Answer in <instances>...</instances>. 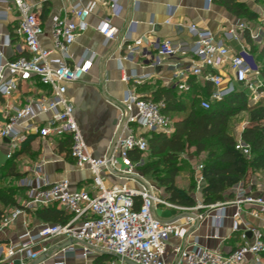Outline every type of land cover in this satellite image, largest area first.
<instances>
[{"label":"built area","instance_id":"obj_1","mask_svg":"<svg viewBox=\"0 0 264 264\" xmlns=\"http://www.w3.org/2000/svg\"><path fill=\"white\" fill-rule=\"evenodd\" d=\"M36 7L35 0H0V21L6 19L9 11L14 13L12 37L21 40L24 47L23 53L11 58L0 51V102L3 101L0 140L7 148L4 156L11 158L30 136L68 139L73 165L78 171L91 174V186L89 190H71L67 178L50 183L42 175L40 164L34 165L29 170L31 175L18 183L25 189V199L19 200L20 207L11 208L0 221V264H80V261L95 264L103 256L110 257L103 264H168L166 253L170 239L183 243L208 218L217 230L227 208L233 209L231 230L238 236L237 246L222 253L198 244L188 247L179 244L172 248L176 257L174 264H264V194L254 178L233 186L231 197L188 208L166 200L162 189L137 171L139 164L131 160L130 153L147 151L148 134H170L173 130L169 117L162 112L163 101L154 102L128 91L119 107L113 144L104 155L92 156L74 119L72 101L66 95L68 85L80 81L91 67L90 61L70 66L66 59L69 47L88 28L92 5L64 9L62 16L53 19L51 50L41 46L43 26ZM108 9L110 13L101 20L97 31L106 39L116 41L118 35L112 26L116 5L110 3ZM136 24L131 21L121 38V48H126L130 55L145 40V37L131 40ZM188 31L193 37L189 60L175 71L171 79L175 88L190 92L192 78L210 83L213 90L209 98L200 100L203 109L238 88L246 91L251 104L263 97L258 90L262 85L259 69H253L249 63V50L240 47L234 51L227 44L236 40L233 30L222 37L194 27ZM1 37L0 24V48ZM126 41L131 42L129 46L124 45ZM154 48L153 67L160 66L164 59L178 56L182 50L169 39L155 42ZM226 68L231 76L222 74ZM36 83L47 88L48 95L29 96L23 104L7 105L22 85ZM235 148L250 157L249 146L241 140ZM201 170V164L195 167L194 192L199 194L205 184ZM54 205L71 215L67 222L30 226L29 212ZM159 207L174 209L181 216L162 220L155 215ZM248 216L257 224L246 219ZM20 217L23 231L14 239L1 240V235ZM40 259L43 260L39 262Z\"/></svg>","mask_w":264,"mask_h":264},{"label":"crops","instance_id":"obj_2","mask_svg":"<svg viewBox=\"0 0 264 264\" xmlns=\"http://www.w3.org/2000/svg\"><path fill=\"white\" fill-rule=\"evenodd\" d=\"M35 2L36 13L43 26L41 46L47 50L53 49L51 33L53 19L62 16L64 9L71 10L74 7L92 5V12L87 19L88 28L78 35L69 47L66 59L70 66L90 61L91 67L80 81L68 85L66 95L72 101L74 119L94 157L107 153L113 144L119 107L128 91H135L142 97H151L158 87H174L171 79L175 71L180 64L189 60V49L193 42L189 28L210 31L218 37L233 30L236 40L228 41L227 44L234 51H238L240 47L248 49L256 45L261 48L264 43V2L261 1L35 0ZM110 3L116 5V13L112 17V26L118 35L116 41L106 39L97 31L101 20L110 13L108 9ZM1 8L6 9V7ZM43 12L44 15L41 17ZM14 19V13L9 11L6 19L0 21L3 45L0 51L7 58L15 57L24 51L22 41L12 37ZM131 21L137 23L131 32V40L145 37L142 46L132 55L127 53L126 48H121L123 43L121 38ZM240 25H243L242 29L239 28ZM245 35L249 37L251 45L247 43ZM163 39L171 40L176 46L180 45L181 53L174 58L164 59L160 66L153 67L154 44ZM130 43L126 41L124 45L129 46ZM221 72L223 75H232L227 68ZM28 90L31 93H28ZM43 95H48V90L37 83L30 86L22 85L20 91L7 101V105L23 104L26 97ZM2 107L3 101L0 102V111ZM2 120L0 113V122ZM240 134L241 132L236 141L240 140ZM66 140L34 137L30 143V152L36 154L37 158L31 161L26 158L29 155L21 156L23 161H31L29 167L21 171L24 177L30 176L29 170L34 165L40 164L42 175L50 183L67 178L71 190H89L91 174L88 171H78L74 167L69 156L70 143ZM0 142V152L1 150L6 152L5 142L1 140ZM259 190L262 192L261 189ZM229 192L225 193L224 198L228 197ZM194 193L192 196L195 206L204 204L202 193ZM23 199L25 193L24 197L20 198V202ZM232 213V208L226 209L225 217L217 230L213 226L212 219L208 218L194 228L183 243L177 239H170L166 253L168 264H174L176 257L172 248L179 244H183L184 247L198 244L222 253L233 250L239 240L237 234L231 230ZM180 214L174 209L163 207L155 211V215L162 220H174L179 218ZM22 219L20 217L15 225L1 236V240L14 239L22 232ZM246 219L257 224V221L249 216ZM28 220L32 227L43 224L32 215H28Z\"/></svg>","mask_w":264,"mask_h":264},{"label":"trees","instance_id":"obj_3","mask_svg":"<svg viewBox=\"0 0 264 264\" xmlns=\"http://www.w3.org/2000/svg\"><path fill=\"white\" fill-rule=\"evenodd\" d=\"M43 15L44 12L41 17ZM245 38L251 45L249 37L245 35ZM248 50L252 54L256 53L259 58V78L262 85L258 90L264 94V43L261 48L250 46ZM189 83L190 92L180 91L175 87H158L151 97H147L154 102L163 101L162 112L168 117L176 114L181 117L172 123L171 134L151 133L146 136V159L143 158L145 153H130L133 162L141 163L137 166V171L155 182L162 189L166 200L188 208L196 204L192 196L194 184L187 190L176 185L178 174L185 163L182 157L186 153L191 152L196 158L203 159L201 173L205 184L201 196L204 204L222 201L225 193L233 186L240 182L247 183L254 173L264 174V97L249 105L246 91L238 88L221 101L211 102L208 109H203L200 100L209 98L213 87L207 82H196L194 78ZM242 112L247 114L248 120L240 134V140L249 146V158L235 148L237 141L229 131L230 119ZM33 138L34 136L28 137L11 158L0 161V221L6 208L20 207L18 197L23 192V198L25 192L19 185H1V182L24 177V173L18 171L16 162L22 155L30 156ZM231 196L229 192V197ZM29 215L43 223H65L71 217L56 205L29 212ZM109 258H98L95 264H103Z\"/></svg>","mask_w":264,"mask_h":264},{"label":"rangeland","instance_id":"obj_4","mask_svg":"<svg viewBox=\"0 0 264 264\" xmlns=\"http://www.w3.org/2000/svg\"><path fill=\"white\" fill-rule=\"evenodd\" d=\"M263 41V40H262ZM257 46V45H256ZM249 63L251 64V66L253 67V69H259V58L257 57L256 53L252 54L250 53V57H249ZM264 97V94L262 95ZM252 100L250 98H247V103L249 105H251ZM179 118V115H171L169 116V119L172 122L176 121ZM247 114L245 112H242L236 116H234L233 118L230 119L229 121V131L231 133V135L235 138V140L237 139V136L240 132H242V130L246 127L247 125ZM1 144V142H0ZM5 151L1 150L0 152V161L3 162L5 161ZM33 156V157H32ZM23 157V155H22ZM22 157L17 159V168L18 171L21 172L22 170H25L26 167H29L28 164H30L31 161H35V159L37 158L36 154H30L29 157L26 156L27 159L31 160V161H23ZM147 157V153L143 154V158L146 159ZM184 159V164L182 165V170L180 171V173L178 174V177L176 179V185L177 187H180L184 190H187L189 188V186L194 184V188H195V182H194V175H195V167L197 165H200L202 163L203 159L200 158H196L193 154H191V152H189L188 154L186 153L184 155V157H182ZM139 165L141 163H138ZM254 178L257 182V185L260 186V189L262 190V193L264 194V174L263 173H254L253 175H251L250 179ZM149 179V178H148ZM151 180V179H149ZM20 182V180H13V179H5L4 181L1 182V185H8V186H17L18 183ZM25 193V192H24ZM194 193V191L192 192ZM195 194V193H194ZM21 195L23 196V192H21V194H19L21 198ZM11 210V208L7 209L6 208V213H9V211ZM4 235V234H2ZM1 235V236H2ZM46 264H50V262H47Z\"/></svg>","mask_w":264,"mask_h":264},{"label":"water","instance_id":"obj_5","mask_svg":"<svg viewBox=\"0 0 264 264\" xmlns=\"http://www.w3.org/2000/svg\"><path fill=\"white\" fill-rule=\"evenodd\" d=\"M248 236L250 237V234H248ZM66 244H69V243H66ZM42 260H43V259H40L39 262L42 261Z\"/></svg>","mask_w":264,"mask_h":264}]
</instances>
